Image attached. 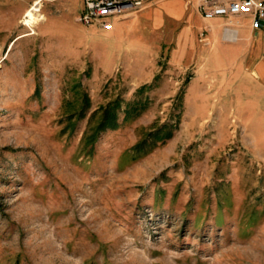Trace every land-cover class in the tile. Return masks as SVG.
Segmentation results:
<instances>
[{"label":"rangeland","instance_id":"obj_1","mask_svg":"<svg viewBox=\"0 0 264 264\" xmlns=\"http://www.w3.org/2000/svg\"><path fill=\"white\" fill-rule=\"evenodd\" d=\"M28 1L0 0V264H264L257 70L113 45L80 0L30 28Z\"/></svg>","mask_w":264,"mask_h":264},{"label":"crops","instance_id":"obj_2","mask_svg":"<svg viewBox=\"0 0 264 264\" xmlns=\"http://www.w3.org/2000/svg\"><path fill=\"white\" fill-rule=\"evenodd\" d=\"M201 1L145 0L137 11L117 21L122 25L114 22L113 45L144 47L170 41V45L187 48V58L197 53L201 67L210 72L222 71L226 76L225 72L236 71L245 62L264 78V25L254 28L250 16L205 18L198 8ZM226 26L233 33L226 32ZM130 53L123 50L122 54Z\"/></svg>","mask_w":264,"mask_h":264},{"label":"built area","instance_id":"obj_3","mask_svg":"<svg viewBox=\"0 0 264 264\" xmlns=\"http://www.w3.org/2000/svg\"><path fill=\"white\" fill-rule=\"evenodd\" d=\"M53 0H32L23 15L22 24L32 28L45 19L44 4ZM83 8L78 15V21L87 26H96L102 30H111L115 20H121L137 11L145 0H82ZM205 18L215 16L235 17L250 16L252 26L261 28L264 25V0H202L198 5ZM39 15L33 22L30 12ZM225 31L232 32L228 26Z\"/></svg>","mask_w":264,"mask_h":264},{"label":"trees","instance_id":"obj_4","mask_svg":"<svg viewBox=\"0 0 264 264\" xmlns=\"http://www.w3.org/2000/svg\"><path fill=\"white\" fill-rule=\"evenodd\" d=\"M117 102H111L108 107H106L103 111L102 116V125H110L115 126L116 118H117V112L115 110V105ZM134 110V109H133Z\"/></svg>","mask_w":264,"mask_h":264},{"label":"bare ground","instance_id":"obj_5","mask_svg":"<svg viewBox=\"0 0 264 264\" xmlns=\"http://www.w3.org/2000/svg\"><path fill=\"white\" fill-rule=\"evenodd\" d=\"M32 15H35V16H32V18H33V22H36L39 18V15H36V14H34V13H32V11L30 12ZM256 75V74H255ZM259 77L261 78V75L259 74ZM258 78V77H257Z\"/></svg>","mask_w":264,"mask_h":264}]
</instances>
